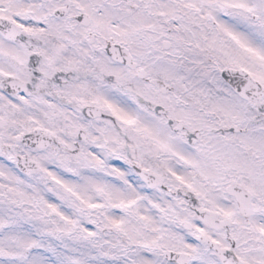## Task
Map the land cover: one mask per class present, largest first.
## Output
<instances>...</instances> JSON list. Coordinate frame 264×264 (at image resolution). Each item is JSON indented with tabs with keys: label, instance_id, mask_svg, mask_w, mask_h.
Segmentation results:
<instances>
[{
	"label": "snow or ice",
	"instance_id": "6c2138e0",
	"mask_svg": "<svg viewBox=\"0 0 264 264\" xmlns=\"http://www.w3.org/2000/svg\"><path fill=\"white\" fill-rule=\"evenodd\" d=\"M0 264H264V0H0Z\"/></svg>",
	"mask_w": 264,
	"mask_h": 264
}]
</instances>
